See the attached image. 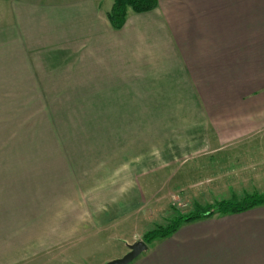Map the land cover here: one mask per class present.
Listing matches in <instances>:
<instances>
[{"label": "crops", "instance_id": "obj_1", "mask_svg": "<svg viewBox=\"0 0 264 264\" xmlns=\"http://www.w3.org/2000/svg\"><path fill=\"white\" fill-rule=\"evenodd\" d=\"M113 2L0 0V102H83L86 145L134 154L89 216L7 175L0 264H85L109 246L105 264L161 209L264 192V0H158L119 29ZM129 264H264V205L185 223Z\"/></svg>", "mask_w": 264, "mask_h": 264}, {"label": "rangeland", "instance_id": "obj_2", "mask_svg": "<svg viewBox=\"0 0 264 264\" xmlns=\"http://www.w3.org/2000/svg\"><path fill=\"white\" fill-rule=\"evenodd\" d=\"M83 114V102H0V184L7 175L24 179L27 185L41 181L52 189L49 195L66 214L89 216L112 205L115 191L122 188L115 185L120 165L134 164V154L101 153L108 140L102 141L101 149L89 138L86 145ZM128 178L129 174L124 184ZM195 205L181 203L172 218L161 209L144 227L166 225L178 215L192 212ZM109 248L95 249L85 264L102 260Z\"/></svg>", "mask_w": 264, "mask_h": 264}, {"label": "trees", "instance_id": "obj_3", "mask_svg": "<svg viewBox=\"0 0 264 264\" xmlns=\"http://www.w3.org/2000/svg\"><path fill=\"white\" fill-rule=\"evenodd\" d=\"M158 0H114L108 18L112 27L119 29L125 22L128 9L133 12H145L154 9ZM264 205V193L244 194L242 197L216 201L210 205H195L192 212L178 215L166 225H158L142 235V240L150 245L154 240L165 238L176 231L181 225L213 215L238 213L256 206Z\"/></svg>", "mask_w": 264, "mask_h": 264}, {"label": "water", "instance_id": "obj_4", "mask_svg": "<svg viewBox=\"0 0 264 264\" xmlns=\"http://www.w3.org/2000/svg\"><path fill=\"white\" fill-rule=\"evenodd\" d=\"M147 248L148 245L143 240L135 241L128 245V252H126L122 257L109 260L105 264H129L142 252L146 251Z\"/></svg>", "mask_w": 264, "mask_h": 264}]
</instances>
